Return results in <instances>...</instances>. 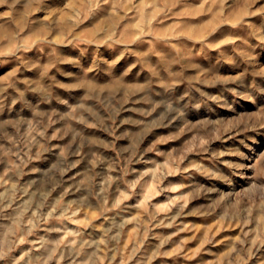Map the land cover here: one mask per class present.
Returning a JSON list of instances; mask_svg holds the SVG:
<instances>
[{
  "label": "rangeland",
  "instance_id": "obj_1",
  "mask_svg": "<svg viewBox=\"0 0 264 264\" xmlns=\"http://www.w3.org/2000/svg\"><path fill=\"white\" fill-rule=\"evenodd\" d=\"M0 264H264V0H0Z\"/></svg>",
  "mask_w": 264,
  "mask_h": 264
}]
</instances>
